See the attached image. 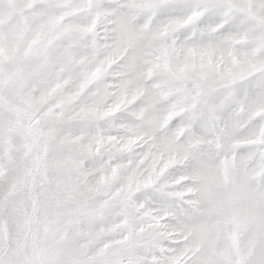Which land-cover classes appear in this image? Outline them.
Returning <instances> with one entry per match:
<instances>
[{
  "label": "snow or ice",
  "instance_id": "1",
  "mask_svg": "<svg viewBox=\"0 0 264 264\" xmlns=\"http://www.w3.org/2000/svg\"><path fill=\"white\" fill-rule=\"evenodd\" d=\"M0 264H264V0H0Z\"/></svg>",
  "mask_w": 264,
  "mask_h": 264
}]
</instances>
